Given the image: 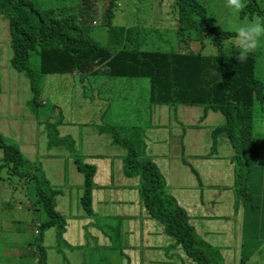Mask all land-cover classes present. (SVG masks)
Listing matches in <instances>:
<instances>
[{
	"label": "crops",
	"instance_id": "0c3cea01",
	"mask_svg": "<svg viewBox=\"0 0 264 264\" xmlns=\"http://www.w3.org/2000/svg\"><path fill=\"white\" fill-rule=\"evenodd\" d=\"M190 50L196 53L199 48ZM11 55L9 22L0 16V136L19 152L16 166L10 165L13 150L4 155L0 147V169L29 183V168L35 173L41 169L42 181H33L37 196L39 189L47 194H54L50 187L57 191L55 210L66 223L62 243L77 246L60 247L58 231L47 229L40 242L46 263L197 264L167 232L165 221L149 211L140 172L127 167V153L113 135L116 129L90 121L80 100L83 91L76 83L77 102L73 108L64 106L69 114L63 116L53 106L55 115L49 119L43 109L45 86L38 78L42 98L33 105L29 78L11 65ZM99 79L110 84L107 89L125 80ZM107 101L103 105L111 106L113 100ZM149 112L139 149L134 143L133 148L140 163L150 161L156 166L160 199L182 211L196 242L212 249L208 250L212 261L264 264V149L256 160H234L235 150L226 134L216 132L226 119L211 108L150 103ZM49 123L57 124V138L70 145L50 141ZM255 142L264 144V139ZM78 164L94 168L92 214H86L80 204L85 178ZM33 244H39L38 237L29 244L35 264Z\"/></svg>",
	"mask_w": 264,
	"mask_h": 264
},
{
	"label": "trees",
	"instance_id": "16d2710c",
	"mask_svg": "<svg viewBox=\"0 0 264 264\" xmlns=\"http://www.w3.org/2000/svg\"><path fill=\"white\" fill-rule=\"evenodd\" d=\"M50 2L51 0H44ZM104 1L106 25L109 27L113 8L116 0H80L78 10L71 13L72 8L65 6H50L47 9H37L29 0H0V16L7 18L9 22L11 65L18 71L24 72L29 78L33 93L32 104L40 103L42 89L38 78L43 76L79 74L83 77L127 78L147 79L150 83V103L156 105H183L200 106L203 109H214L224 115L226 125L219 128L217 133L224 132L235 150V159L243 163L240 153L245 147V142L252 139V121L255 102L263 96V83L255 77V59L250 54L249 59L239 63L233 55L228 58L225 65L219 62L227 58L223 52V41L229 34L218 29L214 21L206 17L205 13H196L199 18L196 23L190 18V13L196 12L199 5L194 0H180L184 5L183 14L178 19L179 28L176 35L180 41L185 42L183 50L174 48L164 49L160 46L151 51L140 49H127V42L136 46L133 30L123 26L109 27V42L116 45L101 46L89 36L87 21L97 3ZM227 0H225L226 2ZM247 5H255L254 0H243ZM189 17V19H188ZM188 29V30H187ZM211 35L212 44L220 55L206 56L190 50L191 43L200 44L203 51L204 39ZM36 52L40 64L39 70L34 72L29 67V54ZM42 81V80H41ZM56 123L47 125L51 133L52 143L70 145V141L57 138ZM106 126V125H105ZM116 143L127 153L126 164L131 170L140 172L142 185H144V201L159 220L165 221L166 230L178 239L184 251L197 264H208L205 254L200 249H193L196 242L194 233L185 224L184 214L180 209L172 207L171 203L161 200L160 175L154 164L150 161L140 163L137 159L133 144L127 140L117 138L119 135L113 130ZM216 135V134H215ZM254 140V139H253ZM252 144V141L250 142ZM0 147L4 155L13 150L9 156L10 165L16 166L19 152L5 145L0 136ZM68 147V146H67ZM242 160V161H240ZM83 172L84 192L80 199L81 207L86 214H92L91 195L93 190L94 168L87 164H78ZM35 173L29 172L30 181L35 178ZM39 181V180H38ZM42 189L38 190V196L44 201L42 208L47 215V221L41 226L36 244V256L38 264H47L45 249L40 242L43 233L49 228L57 231L64 230L65 221L55 210V193L46 195ZM239 192H244V187L239 185ZM34 245V244H33ZM188 250L195 251L193 255Z\"/></svg>",
	"mask_w": 264,
	"mask_h": 264
},
{
	"label": "rangeland",
	"instance_id": "374dc122",
	"mask_svg": "<svg viewBox=\"0 0 264 264\" xmlns=\"http://www.w3.org/2000/svg\"><path fill=\"white\" fill-rule=\"evenodd\" d=\"M29 2V0H26ZM37 9H47L50 6H65L72 8L71 13H75L78 10L80 0H51L45 2L44 0H30ZM199 9L196 12L190 13V18L197 16L198 13H205L206 17L214 21L216 28L229 34L223 41L224 48L222 49L227 58L219 62L220 65H225L228 58L233 55L239 54L235 41V29L236 27L245 23L246 20H251L255 17H264V0H254L255 5H246L244 10L240 13H235L227 6L225 0H194ZM161 2L172 5L177 0H116V6L113 8V18L111 20V27L123 26L124 28H134L133 35H136L134 40L139 44L138 46L127 42V49H140L151 51L160 47L162 44L158 38H147L144 34L151 36L157 30V25L164 22L165 27L171 29H178L174 23L173 15L177 19L183 14L184 5L179 7V3L173 5L169 10H157L155 7L161 4ZM105 2L99 1L97 3L96 10L93 11L87 21L89 26V36L98 42L101 46H112L114 51L118 46L111 45L109 42V27L106 25L104 13ZM177 9V13H175ZM197 13V15H196ZM163 15L160 18L151 19V15ZM189 19V17H188ZM197 23L199 18H193ZM94 22V23H93ZM188 30V29H187ZM139 36H144L147 39H143ZM203 43V51L200 44L191 43L190 49L196 47L199 48V52L206 56H219L216 47L212 44L211 35H206ZM177 40V39H176ZM185 42L180 41L176 43L178 51L183 50ZM198 45V46H197ZM29 67L37 72L39 70L40 60L36 52L29 54ZM255 59V77L263 83L264 87V36L260 38V43L256 51L252 54ZM80 77L74 73L69 75H50L39 77L41 84L45 86L43 89V98L47 101L43 107L47 113V118L52 119L55 115L51 113V108H55L59 112L63 113V116L69 114L66 112L64 106L74 107V103L77 99V90H74V83H76L77 89L83 91L80 96L82 100V107L88 112L90 121L93 124H106L111 125L116 129L119 138L127 140L132 144H136L138 148V141L141 139V134L144 127L148 124L150 117L149 112V95H150V83L147 79H127L120 83L115 84L110 89V84L101 83L99 77H87L85 82L79 79ZM67 84L71 85L69 87ZM105 86H108L105 88ZM85 87V88H84ZM84 95V96H83ZM264 96V88H263ZM96 99H95V98ZM108 99H112L110 104L103 105L104 102L108 103ZM77 102V101H76ZM110 106V107H109ZM60 109V110H59ZM74 112V111H73ZM118 117L119 120L112 121V117ZM48 121V120H47ZM255 138L264 139V97L261 100L255 102L254 115L252 121V139L245 142V147L242 148L241 158L248 160H256L260 149H264V144L255 142L250 144ZM239 166H237V169ZM30 173L33 172V168H29ZM7 170L0 169V264H33L32 254L29 252V244L34 242L33 228L37 222L47 221V215L42 209V202L44 199L41 196H37L36 184L33 181L30 183L25 180L17 178V175L8 174ZM36 177L31 180L41 182L39 178L42 175V170L38 169L35 173ZM52 193H57L55 189L50 187ZM46 195V192H43ZM42 209V210H41ZM29 210V211H28ZM251 221H249L250 223ZM66 223H64V230ZM64 230H59L56 234L57 243L60 247L75 248L76 245H65L62 243L64 240ZM44 235V233H43ZM195 242L192 244L193 249H200L208 258L209 264H221L216 261H212L209 258L210 252L204 249L209 245L199 244ZM42 247H44L41 244ZM31 246L30 248H32ZM207 251V253L205 252ZM189 253L195 254V251L188 250ZM264 252V251H263ZM186 253V252H185ZM211 260V261H210ZM89 264V263H86Z\"/></svg>",
	"mask_w": 264,
	"mask_h": 264
},
{
	"label": "clouds",
	"instance_id": "9594fccd",
	"mask_svg": "<svg viewBox=\"0 0 264 264\" xmlns=\"http://www.w3.org/2000/svg\"><path fill=\"white\" fill-rule=\"evenodd\" d=\"M178 3H179V7H181L182 3L180 2V0H177V2H175V4H178ZM175 4L173 3L172 5H168V3L161 2L160 5L155 7V9H157V10H162V9L169 10ZM227 6L230 9H232L235 13L242 12L244 10V8L246 7L243 0H227ZM177 11L178 10L175 9V13H177ZM106 15L107 14L105 12L104 17H106V19H108ZM162 16L163 15H161V14H159L158 16L154 14V15L149 16V18L156 19L158 17L161 19ZM112 18H113V13H112V17L110 18L109 27H111ZM173 20H174V22H169L168 25L174 23L176 25V27L179 28L178 19L176 18L175 15H173ZM177 30L178 29H175V28L171 29L169 27H165L164 22H161L157 25V30L153 36L146 34V33H144V34L147 36L148 39L152 38V37L160 39L162 42V44L160 46H163L164 49L176 48V51H178L177 50L178 48L176 46V43L178 42V38H179V36L176 35ZM262 36H264V17H255L251 20H246L245 23L236 27L234 39L236 41V46L238 48L239 54L235 57V59L239 63L246 62L249 59L250 54H253L256 51V49L258 48V45L260 43V38ZM139 37H141L143 39H147L144 36H139ZM77 75L80 77L79 74H77ZM80 80L84 81L85 77H83V79H80ZM83 81H82V84H85V83H83ZM41 96H42V93H41ZM43 223L44 222H41V223L37 222L35 224L34 229H33L35 237H39L40 232H41V226ZM32 246H33L32 248H34V251L36 253L35 244ZM35 264H38V258H36Z\"/></svg>",
	"mask_w": 264,
	"mask_h": 264
}]
</instances>
